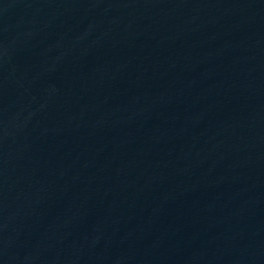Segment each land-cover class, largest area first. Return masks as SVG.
<instances>
[{
    "label": "water",
    "instance_id": "95a60500",
    "mask_svg": "<svg viewBox=\"0 0 264 264\" xmlns=\"http://www.w3.org/2000/svg\"><path fill=\"white\" fill-rule=\"evenodd\" d=\"M0 264H264V0H0Z\"/></svg>",
    "mask_w": 264,
    "mask_h": 264
}]
</instances>
